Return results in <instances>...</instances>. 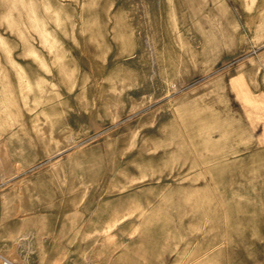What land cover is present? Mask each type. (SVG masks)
I'll return each instance as SVG.
<instances>
[{
	"label": "rangeland",
	"instance_id": "rangeland-1",
	"mask_svg": "<svg viewBox=\"0 0 264 264\" xmlns=\"http://www.w3.org/2000/svg\"><path fill=\"white\" fill-rule=\"evenodd\" d=\"M264 264V0H0V264Z\"/></svg>",
	"mask_w": 264,
	"mask_h": 264
},
{
	"label": "built area",
	"instance_id": "built-area-1",
	"mask_svg": "<svg viewBox=\"0 0 264 264\" xmlns=\"http://www.w3.org/2000/svg\"><path fill=\"white\" fill-rule=\"evenodd\" d=\"M1 264H9L8 262H6V261H4V262H2Z\"/></svg>",
	"mask_w": 264,
	"mask_h": 264
}]
</instances>
